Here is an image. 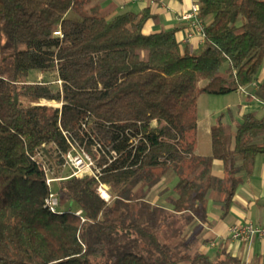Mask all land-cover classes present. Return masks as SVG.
I'll return each mask as SVG.
<instances>
[{"label": "trees", "instance_id": "trees-1", "mask_svg": "<svg viewBox=\"0 0 264 264\" xmlns=\"http://www.w3.org/2000/svg\"><path fill=\"white\" fill-rule=\"evenodd\" d=\"M88 1L0 0V264H243L226 247L211 259L187 230L210 196L226 213L241 173L264 155V116L254 111L234 133L218 121L212 153H196L199 96L258 79L264 0H196L202 21L213 20L195 53L177 29L147 33L149 8L107 19L86 12ZM32 70L56 72L61 85L31 82ZM256 96L264 102V78ZM74 141L102 174L57 181L60 206L78 209L52 211L47 178L71 174L63 155ZM167 175L178 179L171 209L148 200Z\"/></svg>", "mask_w": 264, "mask_h": 264}, {"label": "crops", "instance_id": "crops-1", "mask_svg": "<svg viewBox=\"0 0 264 264\" xmlns=\"http://www.w3.org/2000/svg\"><path fill=\"white\" fill-rule=\"evenodd\" d=\"M97 7L107 19L117 14L133 11L139 13L149 8L153 15L146 22L147 33L177 29L181 46L195 53L201 46L200 37L195 36L189 41H183L189 23L181 19V15L190 10L196 0H96ZM212 16L203 18L204 24H209ZM264 75V71H263ZM261 78L260 80H262ZM257 116H264V106H258L254 110ZM196 153L210 155V152H200L198 145ZM216 175L223 174V164L216 161L213 164ZM243 182L237 188L235 197L228 211L224 212L222 198L210 196L207 202L205 218L197 216L188 226L187 233L195 240V245L215 260L219 251L226 247L230 253L241 258L243 264H264V239L258 237L251 240H234L229 237L228 228L235 223L253 221L264 223V155L256 158L253 173L246 176L243 173ZM211 195V193L209 194Z\"/></svg>", "mask_w": 264, "mask_h": 264}, {"label": "rangeland", "instance_id": "rangeland-1", "mask_svg": "<svg viewBox=\"0 0 264 264\" xmlns=\"http://www.w3.org/2000/svg\"><path fill=\"white\" fill-rule=\"evenodd\" d=\"M98 2L96 0H89L85 6V11L88 13L101 12L97 7ZM95 8L96 10H93ZM68 18H77L79 17L73 11H70L67 14ZM229 67V63H225L223 65L222 71L224 72ZM264 63L260 68L257 77L258 79L251 85H248L242 88L239 91H233L227 94H208L203 93L199 96L197 113H198V150L202 153L210 152L212 147L211 141V128L218 121H221L223 124L227 126L229 131L235 132L237 129V124L242 121V115L244 109L254 110L258 106H264V102L260 101L256 96V91L259 86V82L261 78H264ZM29 79L31 82H46L51 84L60 86V80L56 72H39L38 70H32L30 72ZM205 81H202L200 85H204ZM42 103H48L56 106H60L61 103L47 102L42 101ZM64 172L70 173L71 170L67 167H63ZM171 171V170H170ZM64 173V174H67ZM62 174V175H64ZM170 174V172H169ZM168 180L164 181V183L160 184V188H154L151 193L148 195V200L153 204H160L163 207L171 209V204L169 203V198L176 195L172 190L177 183L176 175H167ZM105 184V183H103ZM106 185V184H105ZM98 188V187H97ZM52 191L53 193H57L58 191V182L55 181L52 183ZM163 191V192H162ZM108 192L111 195L109 188ZM161 192L163 194H161ZM112 198V195H111ZM111 200V199H110ZM63 208H72L73 210H77L78 206L76 204H72L70 206L69 202H66L65 206H60L58 209L63 210ZM173 226H171L172 229Z\"/></svg>", "mask_w": 264, "mask_h": 264}, {"label": "built area", "instance_id": "built-area-1", "mask_svg": "<svg viewBox=\"0 0 264 264\" xmlns=\"http://www.w3.org/2000/svg\"><path fill=\"white\" fill-rule=\"evenodd\" d=\"M181 19L189 23V28L187 29L186 36L183 41H189L195 36H198L200 37L199 39L201 40L202 44L206 38V34L204 22L200 18L198 4L194 3L189 11L181 15ZM55 33L61 34L60 31H57ZM97 145L98 147H102L100 143H98ZM63 157V166L69 168L71 170V174L67 177L56 178H53L51 175H48L47 178V184L50 187L51 193L46 199V206L52 211H57L60 207L58 195L57 193L55 194L52 191L53 182L66 179L72 176H80L83 174H88L99 179L102 174V168L97 165L96 160L83 146H81L76 141L71 143V148L63 155ZM40 166L48 174L50 173V169L47 165H45V163L40 162ZM97 192L105 201H110L111 195L108 192V187L103 184L100 180ZM228 233L229 237L234 240H251L256 237L264 239V223H254L253 221L235 223L228 228Z\"/></svg>", "mask_w": 264, "mask_h": 264}, {"label": "bare ground", "instance_id": "bare-ground-1", "mask_svg": "<svg viewBox=\"0 0 264 264\" xmlns=\"http://www.w3.org/2000/svg\"><path fill=\"white\" fill-rule=\"evenodd\" d=\"M106 194V193H105ZM107 195V194H106Z\"/></svg>", "mask_w": 264, "mask_h": 264}]
</instances>
